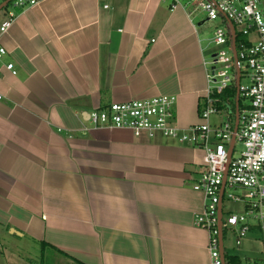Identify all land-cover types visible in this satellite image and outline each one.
<instances>
[{
  "label": "crops",
  "instance_id": "0c3cea01",
  "mask_svg": "<svg viewBox=\"0 0 264 264\" xmlns=\"http://www.w3.org/2000/svg\"><path fill=\"white\" fill-rule=\"evenodd\" d=\"M12 1L0 0V23L15 13L0 36V238L35 241L41 259L46 244L67 264H210L208 233L194 225L203 151L87 121L111 103L167 95L176 126L197 125L206 15L188 0ZM221 212L233 213L224 201ZM249 225L230 249L224 233L225 264H264V220Z\"/></svg>",
  "mask_w": 264,
  "mask_h": 264
},
{
  "label": "built area",
  "instance_id": "2783aa9c",
  "mask_svg": "<svg viewBox=\"0 0 264 264\" xmlns=\"http://www.w3.org/2000/svg\"><path fill=\"white\" fill-rule=\"evenodd\" d=\"M172 2L175 5L178 0ZM188 2L195 3L196 10L203 12L208 21L221 23L214 28L212 37L217 51L209 63H203L206 96L198 112V124L186 130L178 128L174 112L176 98L167 95L111 103L90 112L87 121L94 130L128 131L135 139L162 137L172 144H189L203 151L201 173L192 190L201 194L205 202L194 225L208 233L210 264H223L220 233L223 238L225 232L232 235L234 245L239 246L250 229L249 222L264 220V0ZM37 3L38 0H13L11 6L24 9ZM103 8L107 9L108 5ZM14 20L15 13L8 12L0 23V36L8 32ZM228 22L234 28V51L230 29L223 26ZM5 55L6 51L0 47V60ZM6 69L15 74L13 64H8ZM237 77L239 100L235 129V109L232 111L230 106L218 109L211 96L235 87ZM244 78L246 85L241 83ZM212 116L220 119L215 127L210 123ZM237 144L242 146L238 153ZM223 201L241 204L243 209L239 214L221 217L220 221L218 207Z\"/></svg>",
  "mask_w": 264,
  "mask_h": 264
},
{
  "label": "rangeland",
  "instance_id": "374dc122",
  "mask_svg": "<svg viewBox=\"0 0 264 264\" xmlns=\"http://www.w3.org/2000/svg\"><path fill=\"white\" fill-rule=\"evenodd\" d=\"M197 5L190 4L191 9H196ZM203 17V15H202ZM206 27V37H212L213 31L216 25L215 21H206L205 22ZM212 52L217 51V47H215L213 44L210 46ZM210 50V53H211ZM208 54L206 56L207 60H211V54ZM242 85L247 84V80L244 78L241 81ZM212 121H215L214 117H211ZM164 140L169 143V141L165 140L162 137H154L152 140ZM242 150V146L240 144H237L235 146V151L238 153ZM236 156V155H235ZM224 206H229V208L232 210L233 213L239 214L241 209V204L237 203H228L227 201H224ZM253 221V220H251ZM233 237L232 235L226 234L224 246L226 249H230L233 247ZM44 258L41 259L40 255V249L39 245L33 241V240H20V239H12L8 236H4L3 238H0V264H58L59 262L65 263L64 260L60 257H54L53 253L50 251H46L43 255Z\"/></svg>",
  "mask_w": 264,
  "mask_h": 264
},
{
  "label": "trees",
  "instance_id": "16d2710c",
  "mask_svg": "<svg viewBox=\"0 0 264 264\" xmlns=\"http://www.w3.org/2000/svg\"><path fill=\"white\" fill-rule=\"evenodd\" d=\"M240 40L237 38L236 42H239ZM212 99L215 100V107H217L220 110H224L226 107L230 106L231 110L233 111L235 108L236 103V89L234 86L229 87L227 90H225L220 95H213L211 96ZM201 103L198 107V112L200 111ZM240 105V103H239ZM241 107V106H240ZM49 247L46 244H42V255L45 253V248ZM50 248V247H49ZM48 248V249H49ZM52 249V248H51ZM74 264H81L77 261H74ZM227 264H241L240 261L236 257H228L227 258Z\"/></svg>",
  "mask_w": 264,
  "mask_h": 264
},
{
  "label": "water",
  "instance_id": "95a60500",
  "mask_svg": "<svg viewBox=\"0 0 264 264\" xmlns=\"http://www.w3.org/2000/svg\"><path fill=\"white\" fill-rule=\"evenodd\" d=\"M10 1V0H9ZM228 26H229V29H230V32H231V42H232V48H233V51H234V44H235V33H234V28L232 26V24L230 22H228ZM234 58H235V52H234ZM237 76H238V71H237ZM238 77L236 79V82H235V89H236V103H235V108H236V118H235V129L237 127V118H238V109H237V105H238V100H239V94H238ZM230 155H231V152L229 151L228 153V158H227V163L230 159ZM224 187V184L222 185V189ZM219 219L221 221V217H222V212H221V203L219 204ZM219 242H220V254H221V258H222V261H223V264H225V258H224V250H223V234L222 232L220 233V237H219Z\"/></svg>",
  "mask_w": 264,
  "mask_h": 264
}]
</instances>
